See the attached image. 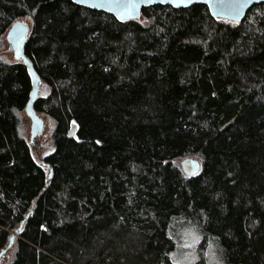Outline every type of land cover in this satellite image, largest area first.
<instances>
[{
    "label": "trees",
    "instance_id": "trees-1",
    "mask_svg": "<svg viewBox=\"0 0 264 264\" xmlns=\"http://www.w3.org/2000/svg\"><path fill=\"white\" fill-rule=\"evenodd\" d=\"M22 18L54 150L34 157L20 129L31 74L0 58L1 250L25 220L8 264H175L186 230L201 236L195 264L210 242L221 264H264V3L240 22L203 4L121 21L73 0H0V48Z\"/></svg>",
    "mask_w": 264,
    "mask_h": 264
},
{
    "label": "water",
    "instance_id": "water-1",
    "mask_svg": "<svg viewBox=\"0 0 264 264\" xmlns=\"http://www.w3.org/2000/svg\"><path fill=\"white\" fill-rule=\"evenodd\" d=\"M76 5L93 9L97 11H105L114 15L118 20L139 19L145 8L162 4L170 5L174 8H187L194 5L203 4L209 8L214 18L226 19L234 22L242 21L247 12L255 5L264 3V0H73ZM30 32L29 25L22 19L15 21L6 33V40L10 44V49L14 53L17 61H22L28 67L32 77V91L29 101L25 108V113L31 119V143L40 136L45 128V120L36 109V102L39 98L41 76L34 67L32 60L26 53V44L28 34ZM79 124L72 120L68 136L71 139H79ZM181 168L185 175L193 177L198 175L202 169V163L194 157H186L181 161ZM12 234L10 244L7 248H11L14 239L21 233L23 224ZM6 248L2 249L4 253Z\"/></svg>",
    "mask_w": 264,
    "mask_h": 264
},
{
    "label": "rangeland",
    "instance_id": "rangeland-1",
    "mask_svg": "<svg viewBox=\"0 0 264 264\" xmlns=\"http://www.w3.org/2000/svg\"><path fill=\"white\" fill-rule=\"evenodd\" d=\"M29 27L32 26V21L29 18H22ZM0 58L6 61H15L13 51L10 49V44L6 40V34L4 36L3 45L0 48ZM47 88L44 82H41L40 85V96H44L47 94ZM40 115L45 120V128L43 133L38 136L33 143H31V119L29 116L24 112L21 113V132L23 136L28 140L31 145L32 152L36 160L40 164H44L45 158L47 155L53 152V140H52V132L54 129V121L46 114L40 113ZM196 158V157H194ZM185 158L178 159L177 161L179 164ZM48 169L46 166H44ZM201 241V236L196 235L194 231L186 230L183 235V239L181 240V244L177 242V248L175 251H172L171 258L175 264H195L198 260V253H197V245ZM185 245H189L186 247ZM14 247L6 248L5 252L2 253L0 249V264H8L14 256ZM207 262L208 264H221L222 259L219 256V253L216 249V246L213 242H210L207 247Z\"/></svg>",
    "mask_w": 264,
    "mask_h": 264
},
{
    "label": "snow or ice",
    "instance_id": "snow-or-ice-1",
    "mask_svg": "<svg viewBox=\"0 0 264 264\" xmlns=\"http://www.w3.org/2000/svg\"><path fill=\"white\" fill-rule=\"evenodd\" d=\"M186 247H188L189 245H185Z\"/></svg>",
    "mask_w": 264,
    "mask_h": 264
}]
</instances>
